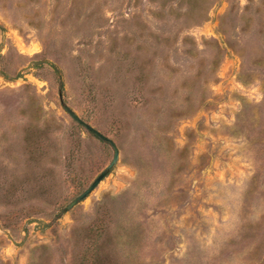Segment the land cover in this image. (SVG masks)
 I'll return each instance as SVG.
<instances>
[{"label": "rangeland", "instance_id": "obj_1", "mask_svg": "<svg viewBox=\"0 0 264 264\" xmlns=\"http://www.w3.org/2000/svg\"><path fill=\"white\" fill-rule=\"evenodd\" d=\"M0 264H264V0H0Z\"/></svg>", "mask_w": 264, "mask_h": 264}, {"label": "water", "instance_id": "obj_2", "mask_svg": "<svg viewBox=\"0 0 264 264\" xmlns=\"http://www.w3.org/2000/svg\"><path fill=\"white\" fill-rule=\"evenodd\" d=\"M67 112L69 113V115L71 116V118L77 122L79 125L83 126L84 128H86L90 133L96 135L98 138H100L101 140H103L104 142L110 143L113 148L115 149V158H114V162L112 165L116 164L118 159H119V151L116 148V145L114 144V142H112L111 140H109L107 137H105L103 134H101L99 131H97L96 129H94L93 127H91L90 125L86 124L84 121H82L73 111H71L70 109L66 108ZM106 177V172H103L102 174H100L98 176V178L93 182V184L90 186V188L84 192L82 194V196H80L79 200H84L85 198H87L89 196V194H91V192H93V190L102 182V180ZM77 204V201H75L70 207H72L73 205Z\"/></svg>", "mask_w": 264, "mask_h": 264}]
</instances>
